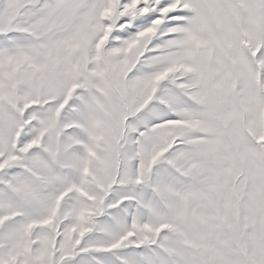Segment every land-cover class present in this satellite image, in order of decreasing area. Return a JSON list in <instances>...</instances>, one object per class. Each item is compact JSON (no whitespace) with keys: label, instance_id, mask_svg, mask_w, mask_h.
I'll return each mask as SVG.
<instances>
[{"label":"snow or ice","instance_id":"1","mask_svg":"<svg viewBox=\"0 0 264 264\" xmlns=\"http://www.w3.org/2000/svg\"><path fill=\"white\" fill-rule=\"evenodd\" d=\"M0 264H264V0H0Z\"/></svg>","mask_w":264,"mask_h":264}]
</instances>
